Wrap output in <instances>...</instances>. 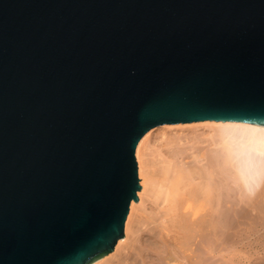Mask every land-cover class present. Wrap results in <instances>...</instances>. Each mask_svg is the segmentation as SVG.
I'll use <instances>...</instances> for the list:
<instances>
[{"label":"water","instance_id":"95a60500","mask_svg":"<svg viewBox=\"0 0 264 264\" xmlns=\"http://www.w3.org/2000/svg\"><path fill=\"white\" fill-rule=\"evenodd\" d=\"M264 132V0H0V264H93L150 136Z\"/></svg>","mask_w":264,"mask_h":264},{"label":"bare ground","instance_id":"6f19581e","mask_svg":"<svg viewBox=\"0 0 264 264\" xmlns=\"http://www.w3.org/2000/svg\"><path fill=\"white\" fill-rule=\"evenodd\" d=\"M214 128L219 129L220 132L223 130L219 135L220 141L218 144L225 153V165H227L228 170H231L233 173L237 185L248 192H245L244 196H235L239 199L238 201L236 200L237 202L233 208L237 207L239 210L241 209L240 211L243 210L245 215L243 216L244 218L241 219L242 222L239 221L241 224H236L234 227L243 231V235L241 234V236H243L241 244L246 252V255L244 256L246 264H253V253L251 251L253 249H257L256 251H264V222L261 219V222L255 221L253 218L254 211L256 212L254 208L257 209L254 204L257 205L256 202L258 198L260 199L261 196H264V177L261 178L264 173V132L242 129L244 130L243 133L236 134L235 130L239 128ZM239 154L244 157L243 164L241 165L234 163L237 161ZM136 156L139 165V176L143 186L141 196L144 193H149L152 197L158 198L159 196L160 198V195H162L164 197V202L167 203L165 207L164 223L162 224L160 234L164 251L162 250V254L157 256V262L155 264H184L178 256H174L171 250L172 248L177 249L179 254L188 262V264H210L211 261L208 258L210 256L214 257L217 254L226 257L225 249H227V246H225L223 241L228 233L226 230H223V228L220 229L218 227L220 225L217 224L218 226H216L213 222L215 214L218 212V214H222L223 216L222 211L224 212V209H226H222L221 207V210L219 209L220 200L222 199H220V195H218L220 191L215 185L216 183L214 184V181H212L213 172H206L196 164L191 165L192 160L195 162L205 160V153L200 151L196 154H190L187 151H180L175 154L174 162L172 161L173 165L171 163L167 164L172 166L165 168L162 172H159V174L149 172L143 165L141 160V149L137 152ZM225 168H222V172ZM259 179L260 182L258 181L255 188L252 189V186H254L253 183ZM218 187L220 188V186ZM225 187L227 188V186ZM230 187L231 189L233 188L232 185ZM239 187H237V189ZM221 192H224L223 189ZM227 192L230 191L227 190ZM229 195L231 196V194ZM237 195L241 194L239 193ZM227 196L225 198H227ZM261 202L263 204L264 201ZM215 204H217L216 207ZM262 204L260 206H262ZM223 205H225V203ZM134 208L135 207H131V211H133ZM237 208L235 210H237ZM261 214L262 213H260V217ZM256 219H258V216ZM126 225V235L117 243L115 253H117L118 249L125 245L130 239L131 230L129 228V221ZM205 237L206 240L208 239L205 246V255H207V258L202 257L200 252L197 251V244L203 238L205 239ZM113 255L114 254L106 256L93 264H99ZM105 262L102 264H105ZM124 263L125 259L118 261L117 264Z\"/></svg>","mask_w":264,"mask_h":264},{"label":"rangeland","instance_id":"374dc122","mask_svg":"<svg viewBox=\"0 0 264 264\" xmlns=\"http://www.w3.org/2000/svg\"><path fill=\"white\" fill-rule=\"evenodd\" d=\"M216 129L217 128L214 127H204L196 130H181V131L165 132V133L152 135L141 145V160L143 165L146 167V169L149 172L151 173L155 172L154 174H159V172H162V170H164L165 168H168L173 165L175 154L179 153L180 151H187L190 154L191 153L196 154L200 151H203L205 153V160H201L199 162L198 161L195 162L192 160L191 165L196 164L206 172L209 173L213 172L212 181H214L213 182L214 184L216 183L215 185L220 191V192L218 191L219 192L218 195H220V199H222L220 200L219 209L221 210V208L222 209L226 208L224 209L225 210L224 212L222 211L223 216L222 214H218V212L215 214V218H214L215 220L213 219V222L216 224V226L220 225L221 227L220 226L218 227L220 229L223 228V230H226L228 233L223 241L225 243V246H227L226 247L227 249H225L226 257H222L221 255L217 254L218 256L217 255L214 257L210 256L208 259L211 261L210 264H246V260L244 257L246 255V252L241 244L243 240L242 238L243 236H241V234L243 235V231L238 230L236 229V227H234L236 226V224L239 225L241 224L239 223V221L242 222L241 219L244 218L243 216L245 215V212L243 210L240 211L241 209L239 210V208L237 207L235 208L233 207L235 206L236 202L239 199V198L237 199L236 197L244 196L245 192L246 193L248 192L245 189H241L237 185V181L235 180L233 173L231 172V170L229 171L227 168L228 166L225 165V153L223 152L221 146L218 144V142L220 141L219 135L223 130H221L220 132L219 129H217L219 131H217ZM243 132L244 130L242 129L235 130L236 134H241ZM243 160L244 157L239 154L237 161H235L234 163L241 165L243 164ZM213 161H215L216 163ZM170 163L172 165L170 166L167 165ZM223 167L224 168L226 167L223 170L224 173L222 172ZM231 176L234 178H232ZM262 177H264V173L261 176V178ZM260 179L253 183L254 186H252V189L255 188L258 181L260 182ZM217 181L219 182V184ZM230 184L233 187L232 189L230 187L231 186ZM140 185L143 190L141 178H140ZM218 186H220V188ZM225 186H227V188ZM235 186L239 188L237 189V187ZM225 188L230 192H227ZM222 189L224 192H221ZM227 193L228 196H230L229 194H231V196L228 197ZM235 193L237 194L240 193L241 195H237ZM225 194L227 198H225L226 197ZM263 198L264 196H261L260 199L259 198L258 200L256 199L258 203L256 202L257 205L254 204V206L257 208V209L254 208L256 212L253 210L254 211L253 218L255 219V221L261 222L262 220L264 222L263 219L264 208H261L264 207L263 206L264 202L263 204L261 202L264 201ZM224 203L225 205H223ZM226 203L228 204V207ZM261 204L262 206H260ZM166 205L167 203L164 202V197L162 195H160V198L159 196L157 198V197H152L149 193H144L139 198V202H138L139 208L135 207L133 211H131L130 208V212H129V216L131 214V216L129 217V228L131 230L130 239L127 241L125 245L121 246L118 249L117 253H115L117 248L116 245L114 252L111 253L114 255L106 259L105 260L106 262L103 261L99 264H102L104 262L105 264H117L118 261L124 259H125L124 264H155L157 262V256L159 254H162V250L164 251V247L160 239V234H161L162 224L164 223ZM216 206L217 204H215V207ZM236 208L237 210H235ZM241 212L244 214H242ZM260 213H262L261 217H260ZM255 215L256 217L258 216V219H256ZM126 227L127 225L125 226V235H126ZM207 240L205 237V239L203 238L197 244V251L200 252L201 256L204 258H207L206 257L207 255H205V246L207 244ZM171 250L174 256H178L184 262V264H188V262L184 260L182 256L179 254L177 249L172 248ZM253 250L251 251L253 253V255L251 253L253 264L254 263L264 264L263 261L264 251L263 252L259 250L256 251L257 249H253Z\"/></svg>","mask_w":264,"mask_h":264}]
</instances>
